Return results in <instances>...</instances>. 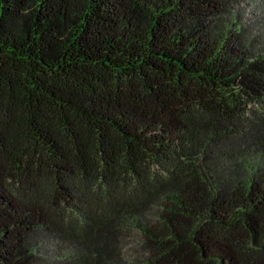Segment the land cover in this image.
<instances>
[{
  "label": "trees",
  "instance_id": "1",
  "mask_svg": "<svg viewBox=\"0 0 264 264\" xmlns=\"http://www.w3.org/2000/svg\"><path fill=\"white\" fill-rule=\"evenodd\" d=\"M240 1L0 0V264H264Z\"/></svg>",
  "mask_w": 264,
  "mask_h": 264
},
{
  "label": "rangeland",
  "instance_id": "2",
  "mask_svg": "<svg viewBox=\"0 0 264 264\" xmlns=\"http://www.w3.org/2000/svg\"><path fill=\"white\" fill-rule=\"evenodd\" d=\"M233 12L235 16L237 14L242 16V22L244 24L253 27V33L257 35L259 42L264 44V0H241ZM255 113H259V109H254L252 112H249L248 115L254 117ZM234 150L238 152L234 154L239 157L238 159L236 158V162H240L241 164L248 158L252 160L256 154L255 151H252L247 146H245V148L238 147ZM252 155L254 156L252 157ZM256 159L261 165L264 164V160L261 157V160L255 158V160ZM41 240H45V244L42 249H39L43 260L40 264H64L63 259L68 257L67 250L65 251L64 248H58L57 246L54 250L50 238H42Z\"/></svg>",
  "mask_w": 264,
  "mask_h": 264
}]
</instances>
